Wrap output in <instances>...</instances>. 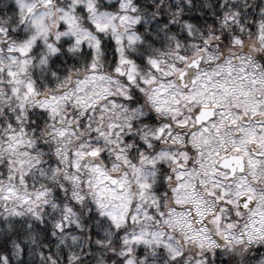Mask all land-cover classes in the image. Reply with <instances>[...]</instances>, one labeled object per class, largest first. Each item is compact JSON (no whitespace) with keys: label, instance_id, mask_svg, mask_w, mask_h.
<instances>
[{"label":"snow or ice","instance_id":"obj_1","mask_svg":"<svg viewBox=\"0 0 264 264\" xmlns=\"http://www.w3.org/2000/svg\"><path fill=\"white\" fill-rule=\"evenodd\" d=\"M0 264H264V0H0Z\"/></svg>","mask_w":264,"mask_h":264}]
</instances>
